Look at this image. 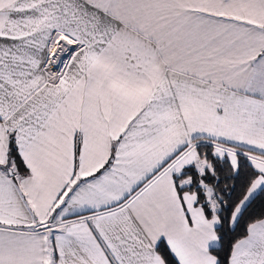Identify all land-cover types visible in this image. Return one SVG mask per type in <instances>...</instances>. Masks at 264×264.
<instances>
[{"label": "snow or ice", "instance_id": "1", "mask_svg": "<svg viewBox=\"0 0 264 264\" xmlns=\"http://www.w3.org/2000/svg\"><path fill=\"white\" fill-rule=\"evenodd\" d=\"M0 264H264V0H0Z\"/></svg>", "mask_w": 264, "mask_h": 264}]
</instances>
